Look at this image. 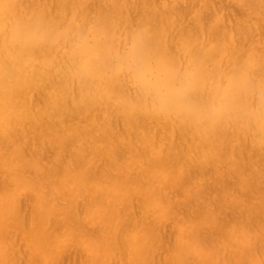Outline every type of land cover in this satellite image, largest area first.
Instances as JSON below:
<instances>
[{"label":"snow or ice","instance_id":"obj_1","mask_svg":"<svg viewBox=\"0 0 264 264\" xmlns=\"http://www.w3.org/2000/svg\"><path fill=\"white\" fill-rule=\"evenodd\" d=\"M142 7L171 10L181 33L175 49L167 26L154 31ZM224 7L185 3V24L177 4L0 0V29L18 16L13 37H32L12 55L13 69H29L26 86L50 97L35 110H0V264H41L34 249L46 256L43 264H64L68 249L81 253L80 264H264V0H242L230 15ZM221 35L233 45L252 42L215 81L221 103L187 124L173 120L171 144L157 138L148 117L168 116L162 90L197 74L182 73L174 57L188 39L206 43L207 52ZM238 80L249 91L233 94ZM149 95L160 97L159 107L132 103ZM114 97L130 102L123 130L104 103ZM187 132L207 142L175 148L177 134ZM213 168L207 185L201 176ZM20 224L27 243L17 245L13 226Z\"/></svg>","mask_w":264,"mask_h":264},{"label":"bare ground","instance_id":"obj_2","mask_svg":"<svg viewBox=\"0 0 264 264\" xmlns=\"http://www.w3.org/2000/svg\"><path fill=\"white\" fill-rule=\"evenodd\" d=\"M97 2H105V0H97ZM128 3L134 5H157V4H177L181 6L175 13L181 20L187 24V20L184 19L188 13V9H183L182 6L185 3L188 4H199L204 0H127ZM208 3H215L218 5H224L222 12L225 15H230L233 11H236L235 5L242 2V0H207ZM143 14L144 21L146 24H150L155 31L157 27L161 30L167 26V33L169 35V41L172 43L173 48L176 47V41L180 38V24L176 23L173 25L171 21L172 12L169 10L165 13L163 9L156 11L154 7L140 9ZM133 16L136 15V9H133ZM19 17H8L4 21L7 27L0 29V110L11 109L14 106L30 105L33 110L41 107L42 105L50 103V97L46 90L36 89L35 87L29 88L26 86L25 81L31 76L29 69L24 71H16L13 69L12 55L20 51L22 46L29 45L32 37L29 33L22 31L15 38L13 37L10 29L16 24ZM195 27V26H193ZM187 34V32H185ZM129 39L131 36L129 35ZM252 42L244 43L241 42L239 45H233L230 37L221 35L216 41V48L210 49L207 52L208 45L202 41H198L195 37L185 41V50H181L176 57L174 62L180 71L183 73L185 68L189 70L195 69V78L190 79H176L171 81L163 90L162 95L164 103L168 107V116L164 115L158 117H148V126L154 131L157 138L165 137L171 144L172 140V127L173 120L177 124H180L181 120L187 124L196 119L200 109L206 108L210 105H219L221 103L220 95L215 87V81L220 78L221 72H227L231 69L232 63L240 57V51L242 48L251 47ZM258 44V40L256 41ZM226 52L227 55L222 64H216L215 60L219 52ZM11 54V55H10ZM191 61V64L189 63ZM249 91V85L243 81L238 80L232 89L233 94H242ZM252 99L258 104L259 103V89L258 86L251 90ZM104 103L109 106V110L113 112V125L117 124V117H119V126L121 130L124 128V113L129 107V101L126 98H113L112 100H105ZM132 103L137 105L138 109L152 110L153 107H159L161 100L160 97L154 95L140 96L134 98ZM179 114V117L177 116ZM143 122V121H142ZM31 131L29 136H31ZM183 141V144L181 143ZM207 141H200V138H193L191 132H187L184 137L177 134L175 148L185 149L188 147H195L196 143H206ZM4 138L3 134L0 133V153L3 152ZM126 151V149H125ZM239 152L240 149H237ZM53 152L51 144H48L44 150L43 155L47 158L49 153ZM215 175V170L209 169L203 172L201 179L205 181L207 185L211 184V178ZM3 175L0 170V181H2ZM157 183H160L161 178H156ZM171 188V185H169ZM99 195L107 196V190L101 189ZM173 198L175 193L173 192ZM139 210L140 205H136ZM13 238L17 245L21 242H25V226L24 224L14 225ZM31 228V223L28 225ZM177 231L179 225L176 226ZM4 226L0 222V245L4 241ZM172 231V227L169 226V232ZM34 260H38L43 264L46 256L43 252L34 249L31 253ZM64 264H80L82 259L81 253L74 250L68 249L62 254ZM149 259H152L149 256ZM157 261L164 259L162 254L155 256Z\"/></svg>","mask_w":264,"mask_h":264}]
</instances>
